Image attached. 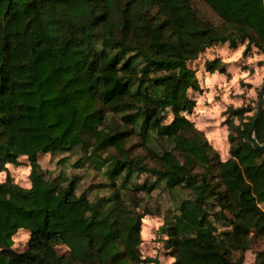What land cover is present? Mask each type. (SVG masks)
Returning a JSON list of instances; mask_svg holds the SVG:
<instances>
[{"label":"trees","instance_id":"1","mask_svg":"<svg viewBox=\"0 0 264 264\" xmlns=\"http://www.w3.org/2000/svg\"><path fill=\"white\" fill-rule=\"evenodd\" d=\"M201 2L218 22L191 0H0V264H160L138 248L149 213L138 192L161 183L190 190L163 229L171 264H245L264 239V150L248 140L257 111L225 109L229 156L220 159L187 117L188 91L200 89L188 62L239 40L244 54L264 53V3ZM207 70L225 72L218 60ZM254 134L264 141V102ZM74 151L73 166L88 161L109 193L92 200L79 174L45 176L39 154ZM21 157L29 188L7 169ZM141 173L154 180L138 183ZM20 228L22 250L13 247ZM251 264H264V250Z\"/></svg>","mask_w":264,"mask_h":264},{"label":"rangeland","instance_id":"2","mask_svg":"<svg viewBox=\"0 0 264 264\" xmlns=\"http://www.w3.org/2000/svg\"><path fill=\"white\" fill-rule=\"evenodd\" d=\"M192 6L197 10L201 17H208L215 20L219 19L206 8L201 0H191ZM247 41H238L236 47L230 46L227 42L215 44L207 48L194 61H189L188 65L196 70V76L200 89H189L188 94L195 101V105L187 117L194 123L195 127L201 130L210 145L218 152L220 159L229 156L228 153V125L225 123V109L228 106L251 105L254 111L258 109V101L261 86L264 83V53L253 47L243 53ZM218 60L219 67H224L225 72L218 70H207L210 63ZM252 114V112H249ZM162 123H169L172 115L166 110L160 111ZM263 143V142H261ZM65 156V160L58 162ZM79 153H63L50 155L39 154L38 162L46 177L56 176L60 171L67 174L76 173L81 176L79 190L90 188L89 195L92 200L98 196L109 193L107 187L102 182L105 176L101 172L93 170L88 161L83 166H73L78 159ZM21 164H7V169L15 183L24 188L30 187L29 164L26 157H21ZM64 159V158H63ZM6 171H0V182L4 181ZM154 176L149 173H141L136 177L138 183L153 181ZM99 183V184H98ZM102 185L95 187L94 185ZM163 183L151 192L146 194L139 191L141 197V209L149 211L141 219L140 237L138 245L143 256H151L159 259L160 264H171L173 258L164 247L166 232L165 227L172 220L179 202L190 195V190L182 188L173 193L163 189ZM139 209L140 211H142ZM218 229L224 227L222 222H216ZM28 237V232L20 228L13 235V247L22 250ZM60 252L66 248L62 245L58 247ZM264 250V239H255L253 246L246 252V263L251 264L254 253ZM153 264V263H143Z\"/></svg>","mask_w":264,"mask_h":264},{"label":"water","instance_id":"3","mask_svg":"<svg viewBox=\"0 0 264 264\" xmlns=\"http://www.w3.org/2000/svg\"><path fill=\"white\" fill-rule=\"evenodd\" d=\"M263 3H264V0H263ZM263 102H264V83L262 84L261 90H260L258 110H257V113H256V115L252 121V125L249 129V132H248V140L252 143L253 148L260 150V151L264 150V141H263V143H260L256 139L254 131H255L257 120H258L259 115L262 111V103Z\"/></svg>","mask_w":264,"mask_h":264},{"label":"crops","instance_id":"4","mask_svg":"<svg viewBox=\"0 0 264 264\" xmlns=\"http://www.w3.org/2000/svg\"><path fill=\"white\" fill-rule=\"evenodd\" d=\"M246 263V262H245Z\"/></svg>","mask_w":264,"mask_h":264}]
</instances>
